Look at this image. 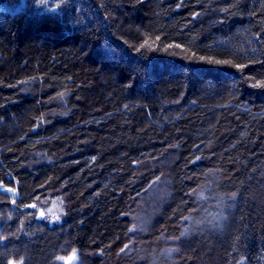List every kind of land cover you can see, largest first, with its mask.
<instances>
[{
    "label": "trees",
    "instance_id": "trees-1",
    "mask_svg": "<svg viewBox=\"0 0 264 264\" xmlns=\"http://www.w3.org/2000/svg\"><path fill=\"white\" fill-rule=\"evenodd\" d=\"M0 186V264H264V0H0Z\"/></svg>",
    "mask_w": 264,
    "mask_h": 264
},
{
    "label": "rangeland",
    "instance_id": "rangeland-1",
    "mask_svg": "<svg viewBox=\"0 0 264 264\" xmlns=\"http://www.w3.org/2000/svg\"><path fill=\"white\" fill-rule=\"evenodd\" d=\"M0 189L3 190H8L2 186H0ZM65 264H77V256L76 253H74L72 256H70L69 258L66 259V263Z\"/></svg>",
    "mask_w": 264,
    "mask_h": 264
},
{
    "label": "snow or ice",
    "instance_id": "snow-or-ice-1",
    "mask_svg": "<svg viewBox=\"0 0 264 264\" xmlns=\"http://www.w3.org/2000/svg\"><path fill=\"white\" fill-rule=\"evenodd\" d=\"M40 2L43 4L46 2V0H40ZM57 7H59V5H57Z\"/></svg>",
    "mask_w": 264,
    "mask_h": 264
}]
</instances>
